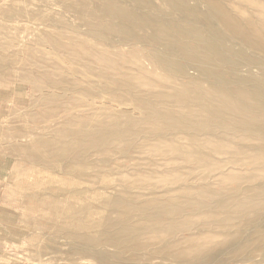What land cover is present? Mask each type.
I'll return each instance as SVG.
<instances>
[{
  "label": "bare ground",
  "instance_id": "1",
  "mask_svg": "<svg viewBox=\"0 0 264 264\" xmlns=\"http://www.w3.org/2000/svg\"><path fill=\"white\" fill-rule=\"evenodd\" d=\"M55 1L51 3L53 6L73 10L76 20L83 14L81 7H86L87 0ZM97 1L103 7L102 20L105 16L115 20L97 24L93 34L100 41L96 47L101 49L76 41L86 57L81 59L76 50L59 44V33L54 28L46 31L38 28L39 40L47 45L43 55L45 60L53 54L80 62L78 72L72 73L78 89L66 92L89 95L88 104L96 93L100 96L104 93L110 102L131 109L125 108L110 117L102 115L97 120H94L97 114H90V121L77 117L61 123L64 132H53L55 136L39 129V133H34L32 146L20 145L21 153L33 159L34 162H29L31 167L59 174L58 186L50 189L47 201H62L61 212L68 219L74 216L67 206L70 201L79 204L98 199L114 211L115 217H104L97 225L81 222L73 225L69 233L70 251L85 261L210 264L209 257L201 250L211 237L192 234L189 217L217 207L224 215L225 224L243 219L244 227H249L252 220H257L250 218L249 212L264 205V0H242L241 5L247 7L239 8L240 13L255 6L246 20L229 9L235 0H158L169 12L148 11L143 15L123 8L124 0ZM130 1L136 8L153 7V0ZM191 2L206 8L207 13L198 12ZM176 13L193 15L201 27L194 26V21L181 26L172 18ZM213 19L218 21V26ZM136 29L149 30L151 34L143 39ZM114 36L118 40L110 39ZM105 41L109 49L126 47V52H118L126 58L124 64L111 67V55L102 45ZM90 50L102 61L101 65L95 66L88 60ZM169 54L177 60H172ZM9 64L4 69L11 68V58ZM53 70L57 73L62 68L55 65ZM106 70L114 74L110 81ZM255 70L262 79L253 77ZM82 76L95 77L98 82L82 83ZM157 76L167 84L157 83ZM20 135L15 129L11 138L20 140ZM246 142H253L254 147H248ZM15 143L13 149L17 150L19 145ZM245 149L257 153L246 157ZM94 154L100 158L93 159ZM223 155L228 158L217 159ZM90 170L96 181H86L82 186V178L90 176ZM185 170L194 174L192 183L198 184L197 194L203 199L180 196L179 203L174 204L172 194L176 189L170 183L178 182V189L186 192L190 181L178 175ZM204 170L209 175H200ZM214 170L217 174L211 175L210 171ZM229 182L255 185L246 186L240 196L221 199L212 190V184ZM117 186L122 191L112 195L109 190ZM140 189L148 194L142 197L138 194ZM208 227V232L221 230L217 222ZM90 229L92 235L87 234ZM188 229L190 233L185 234ZM236 238L243 240L240 247L223 244L220 253L224 257L215 264L248 262L259 249L264 259V223H257L247 237L237 233Z\"/></svg>",
  "mask_w": 264,
  "mask_h": 264
},
{
  "label": "rangeland",
  "instance_id": "2",
  "mask_svg": "<svg viewBox=\"0 0 264 264\" xmlns=\"http://www.w3.org/2000/svg\"><path fill=\"white\" fill-rule=\"evenodd\" d=\"M53 1L0 0V264H95L92 261H85L81 256L70 251L69 233L74 229L73 225L77 222L94 226L100 223L104 217H115L114 211L98 199L81 201L79 204L70 201L67 206L71 207L74 216L69 219L65 217L60 208L62 201H47L51 194L50 191L58 186L57 176L59 174L46 168L38 169V167L36 169L31 167L29 162H34L33 159L28 154L23 155L21 153L20 145L32 146L34 144L32 141L34 133H39V129L48 130L51 135L55 136V134H52L53 132L59 131L61 134L64 132V125L61 127V123L66 124L77 117L82 116L80 119L90 121L92 119L90 114H97L94 119L97 120L102 115L110 117L119 114L125 108L131 109L130 106L124 108L110 102L109 96L104 93L101 96L96 93L95 101L92 100L93 102L91 101L88 104L89 95H83L79 91L74 94L66 92L67 90L78 89V81L74 80L72 73L78 72L77 64L80 62L76 63L72 57L61 58V56L56 57L53 54L45 60L43 48L47 45L39 40L38 36L40 35L37 29L40 28V30L46 31L54 28L59 33V44L65 49L76 50L80 58L85 59L83 49L79 47L76 41L85 43L89 48L101 49L99 46L96 47L100 41L93 34L96 31L97 24L102 21L114 23L115 20L106 16L102 20L101 11L103 7L100 5L101 2L97 0H87L86 7H81L83 14H79L76 20L73 10L53 6L51 4ZM57 1L60 0L55 2ZM242 2V0H235L233 4L229 5V9L241 20H246L249 12L254 11L255 6H252V10L240 13L239 8L246 10L247 7L242 6ZM191 3L196 5L195 8L201 14L207 13L206 8L199 6L196 2ZM121 5H123V8L132 9L136 15H143L148 11L153 14L169 12L168 8L161 5L158 0H153L152 9L136 8L130 0H124ZM172 18L183 27L191 25L190 21H194V26L201 27L200 21L194 18L193 15L182 16L176 13ZM213 21L218 26V21L216 19H213ZM41 23L46 26L40 25ZM136 32L143 39H147L151 34L149 30L136 29ZM67 34H69L68 37H66ZM110 39L118 40L116 36ZM102 45L111 55L109 61L112 62L111 67L124 64L126 58L119 56L118 52H126V47L109 49L106 41ZM117 45L119 46V44L114 46ZM90 52L88 60L92 61L95 66L101 65L102 61L96 59L95 52L92 50ZM169 57L172 60H177L175 55L169 54ZM9 58H11V68L4 69L10 65ZM55 65L61 67L62 70L55 73L53 70ZM105 75L108 81L114 77L110 70H106ZM253 77L263 78L256 70ZM155 80L159 84H167L159 76L155 77ZM80 81L94 85L98 82L95 77L87 78L84 76H82V79L80 78ZM93 92H96L95 88ZM80 96L84 97L81 98ZM90 109L92 110L90 111ZM110 122L108 121V123ZM15 129L21 133L20 140L11 138L12 131ZM15 142L19 145L17 150L13 149ZM238 143L242 142L238 141ZM246 143L248 147H254L253 142ZM255 153H257L255 150L253 152L245 151L246 157H250ZM92 158L99 159L100 155L96 156L94 154ZM227 158V155L217 157L220 160ZM235 159L231 158L230 160ZM206 171L204 170L200 175H209V172ZM217 172L215 170L210 171V174L214 175ZM88 175L90 176L82 178L84 182L82 186L86 181L91 180L92 182L94 180L93 170H90ZM178 175L181 179H187L190 183L188 190L184 189L187 193L178 189V182L170 183L176 189V193L172 194L174 197L172 203L178 204L180 201L178 197L183 196L185 198L186 195L190 199L202 200L203 198L197 194L198 184L192 183L194 176L191 175L194 174L185 170ZM253 185L255 184L250 182L245 184H232L231 182L224 185L212 184V190L218 192L221 199L226 198L229 200L234 196L242 195L246 186L251 187ZM121 191L122 189L118 186L113 191L109 190L112 195ZM138 191V194H142V197L148 194L145 189ZM42 199L46 201H42ZM207 201L212 202V199ZM207 211L209 212L190 216L188 223L192 234L201 233L211 237L208 242L203 244L201 250L204 255L209 257L210 264H215L219 258L224 257L220 253L223 244L234 243L236 247H240L243 240L236 238L237 233L247 237L254 232L257 223H264V205L249 212L250 218L257 219L252 220L249 227H244L243 219L232 224H225L224 215L218 211L217 207ZM257 214L259 215L257 216ZM212 222H217L221 230L208 232V224ZM92 233L93 229H90V233L87 234L92 235ZM184 233H190L189 229L188 231L185 230ZM107 251L113 252L112 249H107ZM262 253V249H259L248 262L236 264H264ZM70 254L75 255L70 256ZM157 263L161 264L159 260L152 261V264ZM164 264H168V262Z\"/></svg>",
  "mask_w": 264,
  "mask_h": 264
}]
</instances>
